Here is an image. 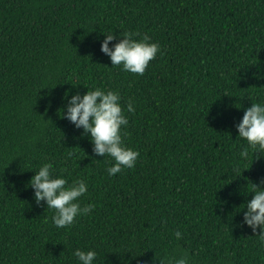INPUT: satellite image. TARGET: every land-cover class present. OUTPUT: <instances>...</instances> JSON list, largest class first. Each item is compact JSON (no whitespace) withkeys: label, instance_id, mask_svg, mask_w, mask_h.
Listing matches in <instances>:
<instances>
[{"label":"trees","instance_id":"16d2710c","mask_svg":"<svg viewBox=\"0 0 264 264\" xmlns=\"http://www.w3.org/2000/svg\"><path fill=\"white\" fill-rule=\"evenodd\" d=\"M125 30L160 46L142 75L100 50L102 31ZM86 86L119 92L133 168L109 176L111 158L62 115ZM257 100L264 0H0V264H77L78 247L97 251L93 264H159L176 246L193 264H264L259 226L235 211L264 180V154L231 172L234 124ZM43 161L88 184L94 207L70 225L27 185Z\"/></svg>","mask_w":264,"mask_h":264},{"label":"clouds","instance_id":"9594fccd","mask_svg":"<svg viewBox=\"0 0 264 264\" xmlns=\"http://www.w3.org/2000/svg\"><path fill=\"white\" fill-rule=\"evenodd\" d=\"M101 33L104 34L100 42L101 52L109 57L112 66H119L129 73L142 75L160 48L158 42L151 41L147 35L136 39L135 31ZM114 38H117L116 42L110 46L109 41ZM86 88L82 94L77 91L67 98L62 115L74 127L82 128L81 134L88 136L93 153L103 157L107 154L111 158V163L106 168L109 176L125 168H133L138 152L122 140V126L127 125L128 117L122 109L119 92L99 86ZM125 107L129 113L134 111L131 101ZM234 127L237 130L235 139L241 142L236 154L237 160L231 165V172L236 177L240 175L241 162L248 161L250 156L252 162L257 158L254 155L257 152L264 154V101H251ZM67 155L70 157L72 153ZM32 171L34 174L27 185L33 189L35 202L39 205L43 200L46 208L52 210L51 221L56 227L70 225L76 217L89 213L94 207L91 202L82 204L80 199L88 188L85 179L75 177L69 182L64 175L54 171L51 161L41 162L39 167ZM243 191L245 196L251 193V198L245 199L235 209L237 212L243 210L240 225L249 227L253 233H256L259 226V233L256 235L259 247L264 248V180H261L259 185L251 182L250 187ZM173 236L179 240L181 231H174ZM72 255L77 264H93L97 251L90 247H78L73 249ZM153 260H158L159 264H193V256L188 249L178 246L162 254H154Z\"/></svg>","mask_w":264,"mask_h":264}]
</instances>
